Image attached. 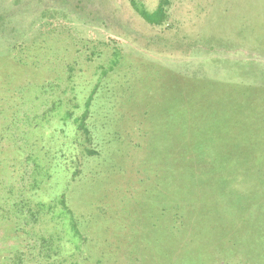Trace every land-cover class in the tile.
<instances>
[{
  "label": "rangeland",
  "instance_id": "1",
  "mask_svg": "<svg viewBox=\"0 0 264 264\" xmlns=\"http://www.w3.org/2000/svg\"><path fill=\"white\" fill-rule=\"evenodd\" d=\"M165 9L0 0V264H264V0Z\"/></svg>",
  "mask_w": 264,
  "mask_h": 264
},
{
  "label": "trees",
  "instance_id": "2",
  "mask_svg": "<svg viewBox=\"0 0 264 264\" xmlns=\"http://www.w3.org/2000/svg\"><path fill=\"white\" fill-rule=\"evenodd\" d=\"M134 9L149 23L161 24L166 19V6L169 4V0H160L157 8L154 11H148L146 8L140 7L137 0H130ZM61 204L65 205L64 198L60 200Z\"/></svg>",
  "mask_w": 264,
  "mask_h": 264
}]
</instances>
